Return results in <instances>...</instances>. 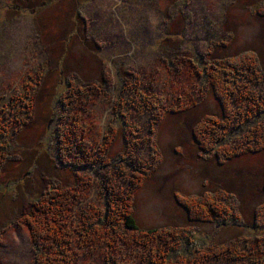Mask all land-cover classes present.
Instances as JSON below:
<instances>
[{"label":"rangeland","instance_id":"1","mask_svg":"<svg viewBox=\"0 0 264 264\" xmlns=\"http://www.w3.org/2000/svg\"><path fill=\"white\" fill-rule=\"evenodd\" d=\"M220 61L238 65L239 74L220 72ZM188 75L192 87L172 88L169 78ZM94 82L100 92L77 97ZM244 87L264 101V0H0V120L9 129L0 166V264H36L45 243H33L24 214L49 184L73 185L77 176L90 178L87 203L102 210L108 180L134 187L139 228L187 231L184 258L193 249L223 250L203 264H264V150L250 151L260 145L250 131L264 113L245 119L247 103L233 94L247 93ZM29 97L26 114L17 100ZM140 98L157 103V119ZM15 115L25 125H9ZM71 120L92 143L114 136L107 164H66L75 152L65 164L58 159L59 132ZM196 140L215 151H202ZM231 152L237 156L226 159ZM180 196L202 202L199 218ZM143 253L136 248L134 259ZM80 261L103 264L91 251Z\"/></svg>","mask_w":264,"mask_h":264},{"label":"trees","instance_id":"2","mask_svg":"<svg viewBox=\"0 0 264 264\" xmlns=\"http://www.w3.org/2000/svg\"><path fill=\"white\" fill-rule=\"evenodd\" d=\"M179 62L182 65V61ZM170 63H174V61L172 60ZM220 64L226 65L220 67V72H227L230 76H235L240 72L236 64H227L224 61H220ZM251 66L255 67L256 65ZM166 69L170 73L168 68ZM180 70L182 75H185V69L180 66ZM207 76V71L204 68L200 77L206 78ZM107 82L109 84L108 79ZM169 83L173 89L174 87H192L194 85L189 75L185 79H179V81H173L172 78H169ZM231 83L233 84L234 81H231ZM97 86L95 82L87 83L85 85L87 88L85 89V93L82 87H79V90L77 89V92H79L77 97L78 95H82V97L84 95H94V92L97 94L101 90ZM211 86L217 94L216 85L211 83ZM243 90L246 91L247 87H244ZM250 91L249 89L246 91L247 93H238L237 90L233 92V94L241 96L237 99L238 103H247L245 104L247 107L245 112L247 117L245 119L260 117L264 113V106L262 108V103L264 105V101H262L263 95L260 94L256 97L254 94L249 93ZM28 99L27 101H24L25 99L17 100L23 103L26 114L32 105L31 97ZM217 99L219 102H223L221 97L220 99L217 97ZM140 101L142 102L141 107L150 111L152 117L157 119L160 116L157 112L156 102L147 99L144 101L143 98H140ZM131 106L134 107V104ZM115 112L121 119L120 110ZM26 120L27 118L25 117L20 119L15 115L9 125H13V121L17 125H25ZM69 123L65 126V130L59 132L58 159L64 163L63 159L67 155L73 156L75 152L74 159L71 157V161L69 159L66 160V164L73 166L82 164L92 168L94 164L98 166L100 162L107 164L108 158L105 154L109 151L114 136H106L102 144L92 143L89 131L81 126L80 122L71 120ZM206 123V120L202 121L199 130L203 129ZM8 130L5 123L3 125L0 120V166L5 162V152H7V147H9V144L4 141ZM250 133L254 139L253 142L260 145L253 150L246 147V150H250L251 152L264 150V120L253 129L254 134H252V131ZM196 141L200 145V141ZM200 148L204 152L211 153L215 151L214 148H205L202 145H200ZM230 156L232 158L237 155L231 152L226 159ZM122 181L124 182V180ZM49 185L52 186H47V189L43 191L38 201L31 205L30 209L24 214V220H26L33 243L38 244L41 241L45 243L46 250L42 247L45 253H40V256L36 255V264H80L82 263L80 261L81 255L86 254V251H91L92 255H99L103 264H203L206 261H204L205 258L210 256L221 257L219 254L224 253L223 250L214 251V253L210 254L206 251L193 249L191 252L192 257L184 258L181 255L184 251H182L183 249L180 247V244L188 243L189 234L187 231L185 233V231L179 232L176 229H140L133 215L131 194L134 191V187L132 189H123L122 185L114 181H110L109 184L108 180L104 183L107 197L104 203L105 208L102 210L98 205L87 203L89 190H91L93 184L90 178L86 176H77L73 185L61 186L59 183L53 182ZM117 185L118 187H116ZM178 202L190 213V206L193 204L196 211L194 213L197 216L194 220L199 218L200 212L204 210L202 202L199 203L193 198L189 199L188 196H180ZM82 203L83 206L80 207ZM216 203L218 202L216 201ZM206 204L208 208L211 207L210 202ZM209 210L213 215V210ZM222 213L223 219L230 215L228 209L223 210ZM169 247H171L170 251L168 250ZM136 248H142L144 253L134 259L136 257ZM174 249L181 257L171 254V251ZM129 251L133 256L131 260L123 258ZM226 251L231 252V247L227 246ZM248 255L250 253L247 255L243 254L242 257L234 255L231 258L235 260L248 257ZM231 258L229 257V259Z\"/></svg>","mask_w":264,"mask_h":264}]
</instances>
